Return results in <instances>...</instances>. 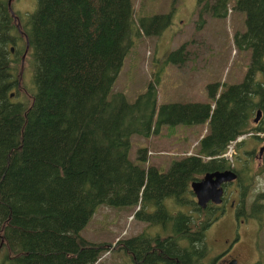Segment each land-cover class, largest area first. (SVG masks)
Segmentation results:
<instances>
[{
  "label": "trees",
  "instance_id": "obj_1",
  "mask_svg": "<svg viewBox=\"0 0 264 264\" xmlns=\"http://www.w3.org/2000/svg\"><path fill=\"white\" fill-rule=\"evenodd\" d=\"M229 1L196 0L198 14L225 17ZM232 9L245 26L232 44L250 53L241 81L208 84L204 102L158 104L152 83L131 101L111 89L134 38L168 26L171 12L135 17L130 0H35L12 15L0 2V264H103L110 249L130 264H205L211 206H197L189 183L233 167L228 144L264 132L251 118L264 115V0H233ZM23 55L32 87L19 80ZM177 124L206 125L195 154L164 172L129 159L132 135ZM146 151L136 150L139 163ZM100 204L138 206L132 218L143 228L112 248L86 240L78 232Z\"/></svg>",
  "mask_w": 264,
  "mask_h": 264
},
{
  "label": "rangeland",
  "instance_id": "obj_2",
  "mask_svg": "<svg viewBox=\"0 0 264 264\" xmlns=\"http://www.w3.org/2000/svg\"><path fill=\"white\" fill-rule=\"evenodd\" d=\"M2 1L7 0H0ZM130 2L135 17L171 12L170 24L160 28L153 35L141 33L134 38L130 51L122 61L111 92H122L125 98L131 101L145 90L148 83H152L158 104L204 102L207 101L208 84L217 83L220 89L241 81L250 53L248 50H237L232 44L234 32H240L245 28L244 13L232 9L233 0L231 3L228 2L226 15L222 18L211 17L208 14L199 16L200 5L196 4V0H130ZM34 6L35 0L11 1V10L18 15L30 13ZM180 47L181 55L175 54L171 56L173 60H170V53ZM22 67L23 62L20 69ZM21 74L25 85L32 87L31 74L27 66ZM253 116L254 114L251 118ZM256 125L264 126V115ZM206 129L205 124L161 125L148 137L132 135L128 157L144 168L154 166L164 172L172 159L196 151L198 140L206 133ZM237 138L244 142L242 147L256 151L264 143V132H250ZM230 143L227 148L230 157L227 158H231L230 164L239 172L238 164L243 149L240 150L239 147V150H236ZM138 148H144L154 154L149 155L146 151L145 161L139 163L136 159ZM254 165L255 162L250 164L251 167ZM256 169L257 175L253 176L250 184L252 189L249 191V200L255 196L256 190L264 188V169L260 170L259 167ZM248 207L253 214L259 210V207L254 208L251 204ZM134 210L135 208L129 206L110 207L100 204L78 233L91 242L109 243L112 248L115 240L137 234L143 228L144 222L132 218ZM262 214L263 212L256 215L259 217ZM261 219L257 244L264 249V214ZM253 228L251 226V229ZM211 236L212 232L207 228L205 241L208 244ZM2 252L0 251V262ZM99 261L103 264H130L122 253L115 249L100 252Z\"/></svg>",
  "mask_w": 264,
  "mask_h": 264
},
{
  "label": "flooded vegetation",
  "instance_id": "obj_3",
  "mask_svg": "<svg viewBox=\"0 0 264 264\" xmlns=\"http://www.w3.org/2000/svg\"><path fill=\"white\" fill-rule=\"evenodd\" d=\"M239 147L243 149L239 163L240 171L236 172L231 167L236 174V181L221 185L218 204L207 202L211 206L212 220L208 230L212 232V236L205 264H264V249L257 244L261 217L264 214V188L256 190L255 196L251 200L248 199L253 176L257 175L256 167L260 169L263 165L262 152L259 154L258 149L255 151ZM253 162L255 165L251 167ZM250 204L254 208L259 207L258 212L251 213L248 207ZM262 212L261 216L256 215ZM251 226L254 228L251 229Z\"/></svg>",
  "mask_w": 264,
  "mask_h": 264
},
{
  "label": "water",
  "instance_id": "obj_4",
  "mask_svg": "<svg viewBox=\"0 0 264 264\" xmlns=\"http://www.w3.org/2000/svg\"><path fill=\"white\" fill-rule=\"evenodd\" d=\"M9 1H6L9 6ZM18 26V23L16 24ZM12 51V48H10ZM261 115L260 109H257L253 116V122H256ZM264 146H260L258 153L261 154ZM236 178V174L231 168L224 170H215L204 173L198 180H192L189 188L193 194L194 200L198 207L204 208L206 203L211 201L218 203L221 196V185L230 182Z\"/></svg>",
  "mask_w": 264,
  "mask_h": 264
},
{
  "label": "bare ground",
  "instance_id": "obj_5",
  "mask_svg": "<svg viewBox=\"0 0 264 264\" xmlns=\"http://www.w3.org/2000/svg\"><path fill=\"white\" fill-rule=\"evenodd\" d=\"M11 1L12 0H10L9 1V9H10V11H11V14L12 15H14L15 13L14 12H12V10H11ZM210 16V15H209ZM23 59H24V55L22 56V62H23ZM22 71H23V67H22V69H20V75H21V73H22ZM21 78V77H20ZM12 95V94H11ZM260 112H261V115H260V117H259V119L256 121V122H253L254 124L255 123H257L259 120H260V118H261V116H262V111L260 110ZM202 137V136H201ZM200 137V138H201ZM240 138H237L234 142H232V143H230V145H232V147L234 146L235 147V143L236 142H240V141H242V139L241 140H239ZM198 144V143H197ZM263 146H264V144H263ZM196 148H197V146L195 147V150H196ZM258 149H259V147H258ZM241 150V149H240ZM263 152H264V148L262 149V154H263ZM154 153L153 152H150L149 153V155H153ZM193 154H195V151L194 152H189V153H187L186 155H184V156H189V155H193ZM177 156V155H176ZM227 156H229L230 157V152L227 150L226 152H225V155H224V157L226 158V159H228L227 158ZM240 157H242V156H240ZM177 158V157H176ZM262 159V158H261ZM229 161H231V158H229L228 159ZM239 165V168H240V164H238ZM232 166L234 167V165L232 164ZM232 167V168H233ZM235 168V167H234ZM261 169H263V165H262V167L260 168V170ZM234 181H236L235 179H234ZM219 203V202H218ZM218 203H216V204H218ZM138 208V206L137 207H135V209H137ZM115 242H116V240H115ZM115 242H114V244H115ZM114 244H112V247H114ZM100 258V257H99ZM98 262H100L99 261V259H98Z\"/></svg>",
  "mask_w": 264,
  "mask_h": 264
},
{
  "label": "built area",
  "instance_id": "obj_6",
  "mask_svg": "<svg viewBox=\"0 0 264 264\" xmlns=\"http://www.w3.org/2000/svg\"><path fill=\"white\" fill-rule=\"evenodd\" d=\"M227 148H228V146H227ZM227 150V149H226ZM229 151V150H228ZM148 154L150 153L149 151L147 152ZM223 155H225V153L223 154Z\"/></svg>",
  "mask_w": 264,
  "mask_h": 264
}]
</instances>
